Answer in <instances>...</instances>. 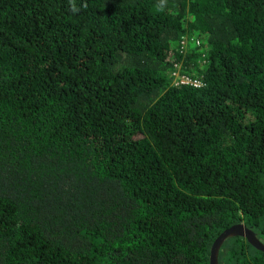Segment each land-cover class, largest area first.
Here are the masks:
<instances>
[{
    "label": "trees",
    "instance_id": "1",
    "mask_svg": "<svg viewBox=\"0 0 264 264\" xmlns=\"http://www.w3.org/2000/svg\"><path fill=\"white\" fill-rule=\"evenodd\" d=\"M240 223L264 243V0H0V264H210Z\"/></svg>",
    "mask_w": 264,
    "mask_h": 264
},
{
    "label": "water",
    "instance_id": "2",
    "mask_svg": "<svg viewBox=\"0 0 264 264\" xmlns=\"http://www.w3.org/2000/svg\"><path fill=\"white\" fill-rule=\"evenodd\" d=\"M232 236L245 237L253 246L264 251V243L256 236L255 232L244 224H235L223 230L214 240L210 249V264H218V252L226 239Z\"/></svg>",
    "mask_w": 264,
    "mask_h": 264
},
{
    "label": "built area",
    "instance_id": "3",
    "mask_svg": "<svg viewBox=\"0 0 264 264\" xmlns=\"http://www.w3.org/2000/svg\"><path fill=\"white\" fill-rule=\"evenodd\" d=\"M178 73H175L176 77L178 78L177 81L178 83L180 84H191L195 87H198L200 85V80H193L191 78H189L188 76H185V75H182V76H179L177 75Z\"/></svg>",
    "mask_w": 264,
    "mask_h": 264
}]
</instances>
